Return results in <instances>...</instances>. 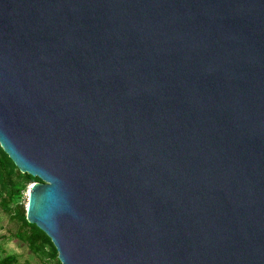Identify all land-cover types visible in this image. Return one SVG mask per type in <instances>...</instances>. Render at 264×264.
Listing matches in <instances>:
<instances>
[{
    "label": "water",
    "instance_id": "1",
    "mask_svg": "<svg viewBox=\"0 0 264 264\" xmlns=\"http://www.w3.org/2000/svg\"><path fill=\"white\" fill-rule=\"evenodd\" d=\"M0 147L60 264H264V0H0Z\"/></svg>",
    "mask_w": 264,
    "mask_h": 264
},
{
    "label": "trees",
    "instance_id": "2",
    "mask_svg": "<svg viewBox=\"0 0 264 264\" xmlns=\"http://www.w3.org/2000/svg\"><path fill=\"white\" fill-rule=\"evenodd\" d=\"M35 182H41V180L27 173L20 172L0 147V187L5 193L2 201L6 210L11 212L20 222L18 236L28 242L29 246L36 252L43 250L45 246L49 245L51 247L50 256L56 259V264H60L57 251L50 238L36 225L27 221L25 203H15L13 207H9V201H13L16 195L21 194L24 189ZM15 263L16 258L13 255H7L0 259V264Z\"/></svg>",
    "mask_w": 264,
    "mask_h": 264
},
{
    "label": "rangeland",
    "instance_id": "3",
    "mask_svg": "<svg viewBox=\"0 0 264 264\" xmlns=\"http://www.w3.org/2000/svg\"><path fill=\"white\" fill-rule=\"evenodd\" d=\"M31 185L21 194L16 195L13 201H9V207H13L15 203H25L27 207ZM4 197L5 193L0 187V259L7 255H13L16 258L15 264H56V259L50 256L51 247L49 245L36 252L28 242L18 236L20 222L4 207L2 201Z\"/></svg>",
    "mask_w": 264,
    "mask_h": 264
}]
</instances>
